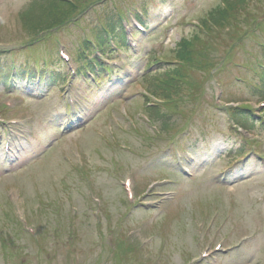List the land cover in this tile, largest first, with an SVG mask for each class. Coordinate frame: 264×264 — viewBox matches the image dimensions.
Segmentation results:
<instances>
[{
	"label": "rangeland",
	"instance_id": "obj_1",
	"mask_svg": "<svg viewBox=\"0 0 264 264\" xmlns=\"http://www.w3.org/2000/svg\"><path fill=\"white\" fill-rule=\"evenodd\" d=\"M52 1L0 0V264H264V0Z\"/></svg>",
	"mask_w": 264,
	"mask_h": 264
},
{
	"label": "trees",
	"instance_id": "obj_2",
	"mask_svg": "<svg viewBox=\"0 0 264 264\" xmlns=\"http://www.w3.org/2000/svg\"><path fill=\"white\" fill-rule=\"evenodd\" d=\"M62 1H65V0H62ZM58 2H61V0H58ZM57 1H52V7L49 8L47 10V12L45 13V15H47V17L49 16H55L57 17L55 20H58V24L53 26L52 28H56V27H60L62 25H64L68 20H70L68 17H72L73 14L75 12H79V8L75 5V4H72V3H69V2H66L65 1V4H61V5H56ZM75 9L77 11H75ZM72 12V13H69V12ZM60 20V21H59ZM217 24L221 25V21L218 19L217 20ZM103 33H106V29L103 31ZM103 33H99L100 35H102V37L98 36L99 38V41L101 44H105L106 42V37H104V34ZM116 38L118 40L121 41L122 45L119 44L118 42V46L119 48H122L124 45H125V36L123 35V33L121 31H118L117 34H115ZM196 39V38H195ZM194 39V40H195ZM192 40V41H194ZM85 41V40H84ZM187 39H184L183 43L179 46L178 49H176L175 51V54H176V57L177 56H181V54L184 52L185 50V45L187 43ZM87 43H90L89 40H87ZM105 46V45H104ZM113 54V53H112ZM111 54V55H112ZM110 55V56H111ZM87 68L92 72L94 73L95 77L97 78V75H101L103 73H107L108 69L105 67V65L103 63H101L99 60L94 59V61H90V63L88 64ZM99 70V72H98ZM10 72V71H9ZM42 72H44V68L42 69V71H38L36 70V68L33 66V65H30L29 67L28 66H25L23 67L22 69L19 70V73L22 75V77L25 76V74H28L26 80L29 82H34L35 81V77H36V73L38 74H42ZM261 73L264 74V72L262 71ZM170 80H168L166 83L169 85V86H165L167 88L164 87V90L167 92V94L172 98H174V100H167V101H164L165 103H169L171 101H177V68L172 70L170 73ZM181 75V74H179ZM9 76V75H8ZM7 76V78H8ZM105 77V76H104ZM6 78V77H4ZM7 81V79H6ZM238 111L240 112H236L233 114V118L236 119V117H239L241 119H247V115L244 114L245 111H249L250 109L249 108H237ZM150 111H154L156 113V107L154 106L153 108L151 107L150 108ZM158 112V110H157ZM159 114V113H158Z\"/></svg>",
	"mask_w": 264,
	"mask_h": 264
}]
</instances>
